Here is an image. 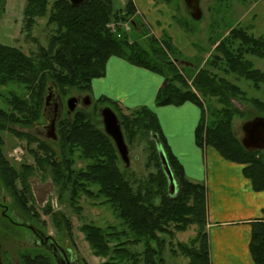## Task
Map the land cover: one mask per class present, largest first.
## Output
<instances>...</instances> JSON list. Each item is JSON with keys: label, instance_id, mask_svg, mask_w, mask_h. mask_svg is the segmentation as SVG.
I'll return each instance as SVG.
<instances>
[{"label": "trees", "instance_id": "16d2710c", "mask_svg": "<svg viewBox=\"0 0 264 264\" xmlns=\"http://www.w3.org/2000/svg\"><path fill=\"white\" fill-rule=\"evenodd\" d=\"M124 1L121 10L115 9L113 0H89L78 7H72L67 0L25 1L23 17L28 34L37 19L45 18L51 30L47 45L29 54L0 44V86L16 85L22 90V93L7 92L2 98L5 109L0 107V182L32 224L40 219L33 215L36 211L29 204L32 195L27 180L36 171L49 176L59 195L67 194L69 204L75 209L79 194L88 198L96 194L101 198L100 204L110 207L122 228L81 224L80 231L91 253L103 260L100 264H158L166 237L190 226L196 229L194 237L185 244H177V248L188 264H209L204 231L206 188L185 176L182 166L169 152L151 110L141 107L127 111L106 98L96 100L99 104H112L125 143L148 137L145 167L152 165L154 172L136 180L135 187L127 178V169L121 168L111 138L103 131L97 108L96 118L88 111L76 109L70 117L60 120L56 143L49 144L11 128L29 129L43 118L44 96L49 86L55 88L58 96L71 90L90 92L91 80L103 76L107 59L116 56L162 75L163 83L155 96L157 106H178L184 102L198 105L201 118L194 132L196 145L210 147L225 160L241 165L252 189L264 191V153L244 149L233 131V118L240 114L235 102L244 94L218 74L234 75L258 88L264 83V73L255 69L246 56L264 60V38H255L241 29L231 30L229 38L214 48L206 67L185 80L173 62L175 59L171 60L168 55L171 53L168 38L162 44L149 38L147 51L109 32L106 26L110 21L126 20L135 12L133 0ZM155 1L170 4L172 0ZM133 21L134 31H141L140 21L136 18ZM211 100H216L219 106H209L206 119L203 103ZM252 105L264 114L263 101H253ZM4 131L26 140L29 145L35 144V148L27 145L32 164L22 163L18 168L9 164L2 150ZM150 134H157L176 180L178 191L172 197L168 196L167 179ZM76 159L82 162L81 167L75 166ZM90 187L96 188L95 194ZM52 209L48 204L43 213L51 215L57 230L70 235L68 218ZM262 213L264 216V209ZM41 224L44 226L45 222ZM137 245L142 246L140 252L131 249ZM248 248L252 264H264V218L251 222ZM21 261L22 264H56L52 258L40 254L22 255Z\"/></svg>", "mask_w": 264, "mask_h": 264}, {"label": "rangeland", "instance_id": "374dc122", "mask_svg": "<svg viewBox=\"0 0 264 264\" xmlns=\"http://www.w3.org/2000/svg\"><path fill=\"white\" fill-rule=\"evenodd\" d=\"M26 0H2L0 6V44L13 46L21 50L24 54L36 51L39 47H45L48 42L51 28L46 25V19H37L36 24L31 28V32L25 30L23 9ZM115 9L124 8V0H113ZM134 14L126 20H112L107 24L110 33L121 38H127L129 45H137L143 50L149 51V38L155 39L162 44L163 40L168 38L171 40V53H168L171 60H178L175 66L182 74L185 80L193 76L199 69L206 67V61L213 54L214 48L219 42L227 40L231 30H243L247 34L255 38H264V0H201L202 18L193 20L184 8L183 0H172L170 4L160 3L155 0H133ZM137 19L143 29L134 31L131 20ZM251 61L253 67L264 73V60L246 56ZM174 62V61H173ZM216 72V70H213ZM235 84L244 94L236 103L240 114H236L233 118V131L237 137L241 139V124L248 119L264 114L258 112L253 107V101L264 102V83H260L255 88L251 81L239 79L234 75H225L218 73ZM190 85V80H188ZM194 91V90H193ZM15 92L22 93V90L16 85L0 86V107L5 109L2 98L6 93ZM59 94V93H58ZM78 93L69 91L63 95L59 94L60 102L63 106L60 118H65L67 108L66 100ZM87 94H90L88 92ZM91 104L86 108H80L88 111L95 117V110L101 107H109L112 109L110 102L103 104L96 103L95 97H90ZM119 106V105H118ZM217 108L219 105L216 100L203 103L204 114L207 119L208 108ZM120 107V106H119ZM121 108V107H120ZM125 110V109H123ZM201 110V108H200ZM128 111V110H127ZM46 125L44 118L31 126L29 129L20 127H11L14 130L27 132L50 144L44 134L43 127ZM102 126V125H101ZM58 128L54 129L55 140L57 142ZM148 137H137L135 142L126 143L129 151V167L127 168V178L132 185L137 186L136 180L146 178L149 172H154V168L150 165L145 167L148 162L147 140ZM3 153L9 164L18 168L22 163L32 164V157L27 152V145L35 148V144H27L26 140L17 138L9 131L2 133ZM200 151H204L202 147H198ZM264 155V154H263ZM203 159L205 154L202 153ZM189 162L185 159L187 166L197 172L196 154H190ZM83 164L76 159L75 166L81 167ZM121 168L124 165L121 162ZM30 192L32 198L29 204L34 206L36 212L33 213L40 219V223L34 221V226L43 230L65 249L67 252L73 253L78 264H100L102 259L94 256L80 231L82 223H92L98 227L104 228L108 225L122 228L120 220L112 213L107 205L100 204L101 198L96 196V188L90 187L95 196L88 198L83 194H79L76 201V208L72 207L68 201L67 194L59 195L56 186L52 183L49 176H43L39 172H35L28 177ZM205 184V182H201ZM205 186V185H204ZM59 196V197H58ZM9 206L8 212L13 213L22 220L29 223V218L15 205L12 197H10L0 182V202ZM50 204L53 211L61 212L70 223V235L66 231L57 230L50 220V216L43 213V209ZM42 222L45 225L42 226ZM27 230L22 226L11 224L5 219L0 210V264H22L21 257L26 254H40L42 256L54 259L53 255L47 253L43 249L35 245H26L24 238ZM195 227L190 226L183 232L173 231L172 237H166L165 245L161 253V262L158 264H188V259L181 254L177 248V244L187 243L195 235ZM204 231L207 233V222ZM134 251L140 252L141 245L133 246ZM57 264V263H56Z\"/></svg>", "mask_w": 264, "mask_h": 264}, {"label": "crops", "instance_id": "0c3cea01", "mask_svg": "<svg viewBox=\"0 0 264 264\" xmlns=\"http://www.w3.org/2000/svg\"><path fill=\"white\" fill-rule=\"evenodd\" d=\"M162 83L161 74L111 56L103 76L91 80L89 95L96 100L106 98L125 110L146 107L155 114L165 144L185 176L205 182L209 264H252L248 248L251 222L264 218V191L252 189L241 165L225 160L210 147L198 149L194 136L201 118L198 105L155 104ZM189 152L196 154L197 172L185 162H189Z\"/></svg>", "mask_w": 264, "mask_h": 264}, {"label": "water", "instance_id": "95a60500", "mask_svg": "<svg viewBox=\"0 0 264 264\" xmlns=\"http://www.w3.org/2000/svg\"><path fill=\"white\" fill-rule=\"evenodd\" d=\"M72 7H78L85 4L89 0H67ZM199 0H184L187 6L191 7L189 11L190 17L197 21L201 19V11L198 6ZM132 26L136 28L135 22H131ZM175 62L177 60H174ZM58 96L54 87L49 86L45 92L44 96V107L43 112L48 106L49 100L52 96ZM59 101H57L56 106L58 107ZM77 107V99L75 96L69 97L66 100L67 115L70 116ZM99 116L101 118V123L103 126L104 133L111 138L117 154L124 165L125 168L129 167V152L127 145L125 144L124 137L121 131V126L119 124L116 114L109 107H102L99 109ZM50 137L55 138L54 135V125L50 126ZM241 144L244 149L248 151H263L264 152V117H253L251 119L245 120L241 124ZM150 139L154 142L156 152L158 154V159L162 172L167 179V192L168 196L172 197L176 195L177 183L173 176V173L169 167L168 160L164 151V148L157 136V134H150Z\"/></svg>", "mask_w": 264, "mask_h": 264}, {"label": "flooded vegetation", "instance_id": "af4514ba", "mask_svg": "<svg viewBox=\"0 0 264 264\" xmlns=\"http://www.w3.org/2000/svg\"><path fill=\"white\" fill-rule=\"evenodd\" d=\"M183 4H184L185 10L187 11V13H189V11L191 10V7L187 6L184 0H183ZM198 6L200 8L201 15H202L201 0L198 1ZM74 96L77 99V106L80 108H86L91 104L89 100L90 99L89 95L87 93L76 94ZM57 101H59L58 107L56 106ZM62 109H63V106L60 102L59 97L53 95L49 100L48 106L43 112V118L46 122V125L43 127L44 134H45L46 139L48 141L49 140L51 141L50 143H53L55 140L50 137V130H51L50 126L53 124L54 129L59 128L58 126L60 124V120H62L60 118ZM8 209H9V206L4 203V200H1L0 210H1L2 216L5 219H7L11 224L22 226L24 227L25 230H27L26 236L24 238V243L26 245H35L43 249L47 253L53 255L54 258L56 259L55 263L57 264H78L79 259H77V257L73 253L67 252L65 249L60 247V245L54 240V238H52L50 235L45 234L43 230L34 226V224L29 223L25 220H22L16 215H14L13 213L8 212Z\"/></svg>", "mask_w": 264, "mask_h": 264}]
</instances>
